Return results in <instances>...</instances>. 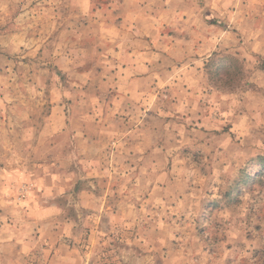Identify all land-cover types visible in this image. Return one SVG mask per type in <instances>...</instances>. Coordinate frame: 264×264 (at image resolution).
<instances>
[{
    "label": "rangeland",
    "instance_id": "obj_1",
    "mask_svg": "<svg viewBox=\"0 0 264 264\" xmlns=\"http://www.w3.org/2000/svg\"><path fill=\"white\" fill-rule=\"evenodd\" d=\"M0 264H264V0H0Z\"/></svg>",
    "mask_w": 264,
    "mask_h": 264
},
{
    "label": "trees",
    "instance_id": "obj_2",
    "mask_svg": "<svg viewBox=\"0 0 264 264\" xmlns=\"http://www.w3.org/2000/svg\"><path fill=\"white\" fill-rule=\"evenodd\" d=\"M217 56V54H214V55H212V59L210 60V63H212L211 65L213 66V65H215L214 64V60H213V57H216ZM220 71H222V70H224V67H221L220 69H219Z\"/></svg>",
    "mask_w": 264,
    "mask_h": 264
}]
</instances>
